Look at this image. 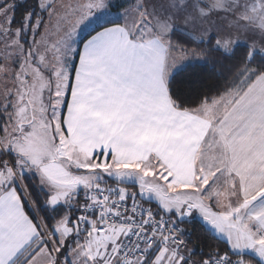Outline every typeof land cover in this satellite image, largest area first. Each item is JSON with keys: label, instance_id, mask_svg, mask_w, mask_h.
I'll return each instance as SVG.
<instances>
[{"label": "snow or ice", "instance_id": "1", "mask_svg": "<svg viewBox=\"0 0 264 264\" xmlns=\"http://www.w3.org/2000/svg\"><path fill=\"white\" fill-rule=\"evenodd\" d=\"M18 7L0 0V264H264V0Z\"/></svg>", "mask_w": 264, "mask_h": 264}, {"label": "trees", "instance_id": "2", "mask_svg": "<svg viewBox=\"0 0 264 264\" xmlns=\"http://www.w3.org/2000/svg\"><path fill=\"white\" fill-rule=\"evenodd\" d=\"M27 2V0L17 1L18 7L17 9V16H19L20 11H22V6ZM217 73L220 71V65L216 66ZM216 76L213 75L212 79H215ZM188 232H191V239H195L197 235H200L201 238L204 240L205 243H214V239L212 238V234L209 232L207 236L203 235V229L200 227L199 221H194L192 224L185 223L182 225ZM205 227V226H204ZM206 228V227H205ZM199 247L197 248V254H199ZM207 249H205L206 251Z\"/></svg>", "mask_w": 264, "mask_h": 264}, {"label": "built area", "instance_id": "3", "mask_svg": "<svg viewBox=\"0 0 264 264\" xmlns=\"http://www.w3.org/2000/svg\"><path fill=\"white\" fill-rule=\"evenodd\" d=\"M17 1H22V0H17ZM182 226V225H181ZM183 227V226H182ZM185 238H189L188 236H187V234H186V237ZM191 238V237H190Z\"/></svg>", "mask_w": 264, "mask_h": 264}, {"label": "crops", "instance_id": "4", "mask_svg": "<svg viewBox=\"0 0 264 264\" xmlns=\"http://www.w3.org/2000/svg\"><path fill=\"white\" fill-rule=\"evenodd\" d=\"M205 227H207V226H205Z\"/></svg>", "mask_w": 264, "mask_h": 264}]
</instances>
